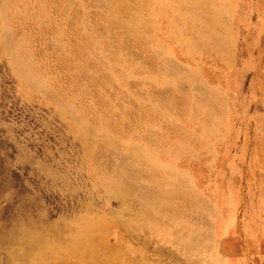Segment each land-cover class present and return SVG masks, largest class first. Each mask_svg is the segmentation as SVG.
<instances>
[{
	"label": "rangeland",
	"instance_id": "rangeland-1",
	"mask_svg": "<svg viewBox=\"0 0 264 264\" xmlns=\"http://www.w3.org/2000/svg\"><path fill=\"white\" fill-rule=\"evenodd\" d=\"M30 239L264 264V0H0V264Z\"/></svg>",
	"mask_w": 264,
	"mask_h": 264
},
{
	"label": "bare ground",
	"instance_id": "bare-ground-1",
	"mask_svg": "<svg viewBox=\"0 0 264 264\" xmlns=\"http://www.w3.org/2000/svg\"><path fill=\"white\" fill-rule=\"evenodd\" d=\"M29 222H31V224H29L30 227L32 226V228H34V229H32V230L30 229L31 230L30 231V230L25 229L24 227H22L21 228V230H22L21 232L23 233L22 234L23 238H28L29 236L33 238V236L36 237V234L37 235H47V234H51V233H55L56 234V232L59 233V231H54L52 229L53 226H51V227L50 226L49 227L48 226L47 227L44 226L45 228L38 227L39 230H36L35 227H33L34 226V222L31 219H29ZM56 224H54V225H56ZM60 233H63V232H60ZM71 234H73V233H72V231H70V229H68L66 231L64 230L63 235L66 236L65 237V240H66L65 244L66 245H64V246H67V247L71 246V242H70V237L72 238ZM32 240L33 239H30L29 241H23L22 242V244L24 246L23 249H33V248H35L37 251L34 252V253H30L29 255L23 256L22 264H29V262L32 261V260H38V258H42V247H43L44 241L43 240L42 241H38V240L32 241ZM189 247H190V245H189L188 242H183L182 243V248H189ZM38 264H42V261H40Z\"/></svg>",
	"mask_w": 264,
	"mask_h": 264
}]
</instances>
